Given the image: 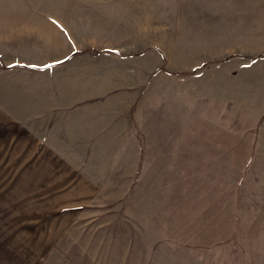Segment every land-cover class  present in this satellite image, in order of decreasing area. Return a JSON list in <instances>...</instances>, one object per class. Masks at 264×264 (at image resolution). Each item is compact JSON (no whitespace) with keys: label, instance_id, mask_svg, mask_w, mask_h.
Here are the masks:
<instances>
[{"label":"rangeland","instance_id":"374dc122","mask_svg":"<svg viewBox=\"0 0 264 264\" xmlns=\"http://www.w3.org/2000/svg\"><path fill=\"white\" fill-rule=\"evenodd\" d=\"M0 12L63 17L76 78L132 118L85 148L105 180L81 227L94 250L118 264L116 251L125 264L132 250L166 264L264 253V0H0ZM9 33L24 48L28 32Z\"/></svg>","mask_w":264,"mask_h":264},{"label":"crops","instance_id":"0c3cea01","mask_svg":"<svg viewBox=\"0 0 264 264\" xmlns=\"http://www.w3.org/2000/svg\"><path fill=\"white\" fill-rule=\"evenodd\" d=\"M61 18L0 12V264H118L94 250L81 228L105 181L85 148L110 127L132 126V118L106 91L93 93L90 76L76 78ZM12 29L28 32L24 48L10 45ZM162 254L132 250L126 263L157 264L160 258L166 264ZM115 255L125 264L122 251ZM211 258L264 264L263 252H215Z\"/></svg>","mask_w":264,"mask_h":264}]
</instances>
